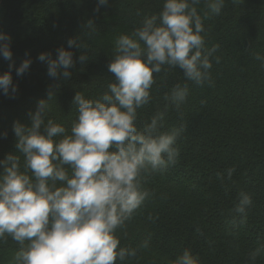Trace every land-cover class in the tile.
Returning a JSON list of instances; mask_svg holds the SVG:
<instances>
[{
    "label": "trees",
    "instance_id": "16d2710c",
    "mask_svg": "<svg viewBox=\"0 0 264 264\" xmlns=\"http://www.w3.org/2000/svg\"><path fill=\"white\" fill-rule=\"evenodd\" d=\"M0 264H264V0H0Z\"/></svg>",
    "mask_w": 264,
    "mask_h": 264
}]
</instances>
